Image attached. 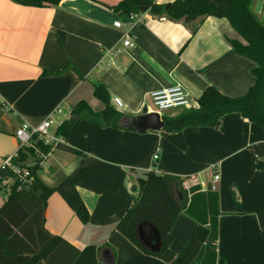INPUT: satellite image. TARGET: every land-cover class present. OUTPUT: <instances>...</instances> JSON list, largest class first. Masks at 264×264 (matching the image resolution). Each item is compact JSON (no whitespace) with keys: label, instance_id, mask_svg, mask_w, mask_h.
I'll return each instance as SVG.
<instances>
[{"label":"crops","instance_id":"obj_1","mask_svg":"<svg viewBox=\"0 0 264 264\" xmlns=\"http://www.w3.org/2000/svg\"><path fill=\"white\" fill-rule=\"evenodd\" d=\"M120 1L61 0L35 7L0 0V159L16 150L19 125H37L57 106L65 113L61 120L79 101L100 112L103 104L92 95L100 83L122 115L119 128L77 119L66 138L58 136L38 172L50 186L57 174L69 176L88 210L89 220L82 224L58 193L46 200L45 228L79 249L72 264H169L115 230L136 196L137 178L150 170L183 178L185 188L198 185L210 192L215 171V264H264V168L255 167L256 156L264 159L263 129L238 113L224 115L216 128L167 134L122 124L147 109L151 92L175 84L196 107L207 86L241 96L254 82L255 62L231 49L228 39L239 37L225 18L199 16L185 23L146 10L136 23L112 9ZM252 9L261 18L264 0H253ZM126 36L131 47L123 46ZM67 64L72 66L64 69ZM114 97L121 106L112 103ZM5 197L0 192V206ZM195 226L184 212L177 214L169 230L173 253L185 246ZM137 235L146 247L156 244V230L145 223L137 226Z\"/></svg>","mask_w":264,"mask_h":264},{"label":"trees","instance_id":"obj_2","mask_svg":"<svg viewBox=\"0 0 264 264\" xmlns=\"http://www.w3.org/2000/svg\"><path fill=\"white\" fill-rule=\"evenodd\" d=\"M35 7H50L61 0H11ZM253 0H173L169 6L154 0H121L112 9L121 13H139L141 8L153 16L172 21L191 22L199 16L225 18L239 39H228L231 49L255 62L251 69L254 78L245 94L229 97L213 86H207L197 98L196 108H185L175 116L161 115L164 122L161 133H173L186 127H213L229 113L241 117L264 130V11L259 18L252 9ZM67 64L64 69L71 67ZM62 72H55L60 74ZM92 95L103 104L100 112H94L86 102H77L68 119L61 120L55 130L57 136L66 138L77 119L100 123L105 127L119 128L122 115L110 102L106 88L96 83ZM38 149L46 154L51 147L41 141ZM19 160L31 162L33 177L27 189H12L0 206V264H72L79 249L64 238L51 234L45 228L46 200L58 193L77 219L85 224L89 213L71 178L59 175L55 185H48L39 177L40 158L32 148L18 151ZM255 167L264 168V159L255 157ZM184 179L169 174L145 171L137 178L132 189L136 196L130 207L115 225V230L126 237L139 250L169 264H215L218 195L215 191H201L198 185L185 188ZM184 212L196 222L185 246L177 253L169 249L170 227L177 214ZM145 223L154 228L159 237L157 250L144 246L137 235V226ZM264 247V225L260 229Z\"/></svg>","mask_w":264,"mask_h":264},{"label":"built area","instance_id":"obj_3","mask_svg":"<svg viewBox=\"0 0 264 264\" xmlns=\"http://www.w3.org/2000/svg\"><path fill=\"white\" fill-rule=\"evenodd\" d=\"M128 17L134 22H142V16L139 13H129ZM115 27H119V22H114ZM123 46L131 47L130 38L126 36L123 41ZM107 53H116L117 50L108 49ZM151 106L147 108V113L155 112L162 115L164 111L170 109L180 108H194L195 104L191 101L187 92L179 85L175 84L167 89L155 90L149 94ZM112 103L117 107L121 106V101L114 97ZM62 108L57 106L51 114L37 125H30L22 123L14 131V136L17 139V148L11 154L5 155L0 159V192L5 196L9 194L12 189L22 190L27 189L33 182V177L30 173L31 162H22L19 160L18 151L23 147L32 148L34 155L40 158L39 164L49 153H42L36 146L38 141L44 145L52 147L58 139V136L51 133L52 127L57 128L61 120L58 116L62 115ZM157 155H153L156 159ZM218 180V174L213 171L209 189L215 190V183Z\"/></svg>","mask_w":264,"mask_h":264},{"label":"water","instance_id":"obj_4","mask_svg":"<svg viewBox=\"0 0 264 264\" xmlns=\"http://www.w3.org/2000/svg\"><path fill=\"white\" fill-rule=\"evenodd\" d=\"M168 6H169V3L166 4L165 8H167ZM140 11L144 12L146 11V8L143 7L140 9ZM122 124L124 127L133 129L135 131L145 132L146 130L158 131L162 129L164 122L160 118V115L158 113H155V112L147 113V109L144 108L139 115L125 117L123 119ZM150 244H151L150 245L151 247H148V248H150L151 250L154 251L158 249V246H159L158 234H157L156 244H152V242H150Z\"/></svg>","mask_w":264,"mask_h":264},{"label":"rangeland","instance_id":"obj_5","mask_svg":"<svg viewBox=\"0 0 264 264\" xmlns=\"http://www.w3.org/2000/svg\"><path fill=\"white\" fill-rule=\"evenodd\" d=\"M258 16V15H257ZM259 17V16H258ZM148 107H150L151 106V103L149 102L148 103ZM147 107V108H148ZM177 109H170V110H166V111H164V112H162L163 114H168V113H170V112H173V111H175V112H173L172 114H176V113H178V112H180V111H182V109H178L177 111H176ZM65 117V113L64 114H62V115H60V116H58L57 118H58V120H61V119H63Z\"/></svg>","mask_w":264,"mask_h":264}]
</instances>
